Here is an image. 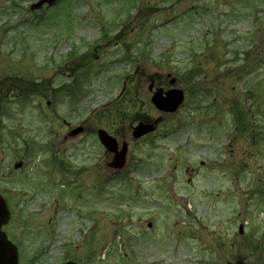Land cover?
I'll list each match as a JSON object with an SVG mask.
<instances>
[{
    "label": "rangeland",
    "instance_id": "rangeland-1",
    "mask_svg": "<svg viewBox=\"0 0 264 264\" xmlns=\"http://www.w3.org/2000/svg\"><path fill=\"white\" fill-rule=\"evenodd\" d=\"M176 1L0 0V191L23 264H264V0ZM168 75L186 101L161 114L148 86ZM144 114L162 120L134 144ZM99 129L130 143L133 191L106 183Z\"/></svg>",
    "mask_w": 264,
    "mask_h": 264
},
{
    "label": "water",
    "instance_id": "water-1",
    "mask_svg": "<svg viewBox=\"0 0 264 264\" xmlns=\"http://www.w3.org/2000/svg\"><path fill=\"white\" fill-rule=\"evenodd\" d=\"M54 1L55 0H43L38 4V7H40L45 2L53 3ZM182 100H183L182 94L180 92H177L175 94L168 95V97L166 98L162 97V95L160 94H156L155 98L153 99V102L159 108H166V106L176 108V106L180 104ZM165 102H169V103H165ZM110 149L113 150L111 147ZM118 163L120 164L119 160ZM8 220H9L8 208L4 199L0 196V228L2 224L7 223ZM5 244H6L5 236L0 233V264H16V254L9 246Z\"/></svg>",
    "mask_w": 264,
    "mask_h": 264
}]
</instances>
